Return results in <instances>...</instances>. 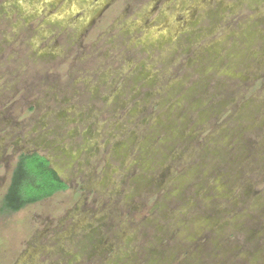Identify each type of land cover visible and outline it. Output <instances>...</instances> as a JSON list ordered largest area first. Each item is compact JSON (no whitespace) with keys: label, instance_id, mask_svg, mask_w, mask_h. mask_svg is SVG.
Returning <instances> with one entry per match:
<instances>
[{"label":"rangeland","instance_id":"1","mask_svg":"<svg viewBox=\"0 0 264 264\" xmlns=\"http://www.w3.org/2000/svg\"><path fill=\"white\" fill-rule=\"evenodd\" d=\"M22 152L0 264H264V0H0V202Z\"/></svg>","mask_w":264,"mask_h":264},{"label":"trees","instance_id":"2","mask_svg":"<svg viewBox=\"0 0 264 264\" xmlns=\"http://www.w3.org/2000/svg\"><path fill=\"white\" fill-rule=\"evenodd\" d=\"M67 184L51 167L49 160L37 153H21L12 170L9 185L0 202V216L7 217L66 190Z\"/></svg>","mask_w":264,"mask_h":264},{"label":"flooded vegetation","instance_id":"3","mask_svg":"<svg viewBox=\"0 0 264 264\" xmlns=\"http://www.w3.org/2000/svg\"><path fill=\"white\" fill-rule=\"evenodd\" d=\"M23 153V152H22ZM24 153H27V152H24ZM32 153V152H31ZM21 154V153H20ZM19 154V155H20ZM44 156V155H43ZM46 157V156H45ZM47 158V157H46ZM48 159V158H47ZM49 160V159H48ZM17 162V161H16ZM50 162V161H49ZM16 164V163H15ZM50 165H51V163H50ZM52 167V166H51ZM53 168V167H52ZM54 169V168H53ZM55 170V169H54ZM56 171V170H55ZM57 173V172H56ZM58 175V174H57ZM59 176V175H58ZM62 180V179H61ZM63 181V180H62ZM65 182V181H64ZM66 183V182H65ZM7 189V188H6ZM4 195V194H3ZM251 258V257H250Z\"/></svg>","mask_w":264,"mask_h":264}]
</instances>
